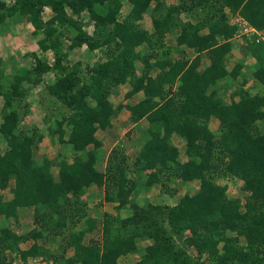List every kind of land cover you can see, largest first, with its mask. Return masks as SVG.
Returning <instances> with one entry per match:
<instances>
[{"label": "trees", "instance_id": "trees-1", "mask_svg": "<svg viewBox=\"0 0 264 264\" xmlns=\"http://www.w3.org/2000/svg\"><path fill=\"white\" fill-rule=\"evenodd\" d=\"M125 1L129 10L120 19L121 0H14L9 6L0 0V24L25 20L31 35L41 36L36 50L50 51L53 57L48 66L33 56V66L15 67L8 77L0 59V191L10 196L5 201L0 196V264H5L4 251L23 259L51 257L42 237L64 230L73 253L64 264H117L119 257L136 252L137 241L146 244L134 264H264V133L252 131L264 121V98L243 90L225 102L219 85L235 81L243 69L242 64L226 68L236 45L230 40L234 28L227 24L225 11L261 30L264 0H177L170 7L161 0ZM151 2L153 32L148 34L136 23ZM191 7H200V13L193 23L180 25L174 42L195 56L171 60L162 42L176 29L173 16ZM43 9L51 13L46 20L41 19ZM83 12L92 23L91 35L78 22ZM63 29L73 33L66 37L67 51L106 47V59L85 72L79 63L64 62ZM238 48L250 57L251 81L264 94V44L244 41ZM203 54L209 64L198 71ZM49 71L54 79L44 91L69 112L48 129L60 148L53 160L34 157L41 136L19 131L16 111V102L25 98L24 86L33 88ZM125 83L130 86L127 97L142 96L123 106L131 123L146 124L139 152L130 167L120 159L100 172L101 143L94 134L109 128L122 108L112 107L107 94ZM211 117L218 122L216 132L209 128ZM172 136L184 140L183 161ZM213 174L240 181L243 202L228 198ZM192 181L197 182L196 193L182 195L172 206L136 200L140 186L167 191L168 182ZM91 187L102 188L105 201L114 204V215L104 213L97 219L85 214L83 196ZM23 208H32L34 227L17 236L1 223L15 220ZM175 235L184 236L194 258L176 245ZM25 241L31 244L20 249Z\"/></svg>", "mask_w": 264, "mask_h": 264}, {"label": "rangeland", "instance_id": "rangeland-1", "mask_svg": "<svg viewBox=\"0 0 264 264\" xmlns=\"http://www.w3.org/2000/svg\"><path fill=\"white\" fill-rule=\"evenodd\" d=\"M3 1L6 6H9L13 3L14 0H1ZM195 1V0H192ZM161 5L164 7L175 6L178 4L177 0H161ZM188 3V0H185ZM190 4V3H189ZM121 11H120V19H122L129 10V5L125 0H121ZM155 3L151 2L148 9L144 11L141 15V20L136 23V26L140 29H143L148 34H151L153 31L151 26L150 15L152 9L154 8ZM188 6V5H187ZM200 7L193 8L191 7L188 11L181 10L179 14H175L173 16V24L176 25V29L173 30L169 35H167L164 39L166 42H162V45L168 50V54L170 51L174 50L175 42L172 35L177 34L178 29L182 23H186L191 20L197 18V13H200ZM187 12V13H186ZM162 13V11H161ZM50 12L48 9H43L41 14V19L46 20L50 17ZM230 13L225 11V16ZM76 18V17H74ZM16 18L10 19L6 21V23L0 24V40L4 37L10 36L11 28L15 30L17 38H27L26 41H31L30 36H26V27H31L25 20L19 19L20 21L17 23L15 22ZM119 19V20H120ZM18 20V19H17ZM78 22L82 24L83 28L87 35L92 34V23L89 22L87 18V14L83 12L78 17ZM191 24V23H190ZM11 27V28H10ZM205 31L203 30V33ZM63 36L61 38L62 46L61 49L63 52H66L67 59L64 62L68 64L79 63L81 66L82 72L87 71L93 64L100 63L106 59V47H102L101 49L89 51L86 49L85 46H81L80 48L73 49L71 51H67L68 41L66 37L71 36L69 30H62ZM18 40V41H17ZM16 42H21L20 45H11L9 46V50H7L8 55H11L9 58L4 59L3 67L5 69L4 74L5 76H9L11 73V69H15V67H19L20 65L28 66L29 64H33V60L39 59L40 61L46 62L48 66L52 63V53L47 51L45 54L42 55H32L27 51L29 47H32L33 44H25L23 39H17ZM28 43V42H27ZM19 44V43H18ZM173 48V50H172ZM164 49V48H163ZM146 48L142 47L141 52L142 54L145 53ZM175 54H177V58H185L190 60L194 56L193 51H181V50H174ZM173 51V52H174ZM34 56V58H33ZM170 57L174 58V55L171 53ZM204 61H207L205 54L201 55L200 64L198 67V71H201L200 65H204ZM235 64H242L243 69L241 70V75L236 78L233 82L223 81L219 85L221 87L220 97L225 102H229L230 96L234 95L235 93H239L245 90L250 96L253 95H262L264 98L263 92L259 91L254 83L251 81V76L249 73V67L251 65V61L249 56L242 51L237 46H233L232 51L230 52L229 61L226 63L227 70H231ZM250 64V65H249ZM140 67H136L135 73H137ZM49 73V74H48ZM54 79V76L51 71L44 73L40 77V82L34 86L33 88H26L25 98L16 102L18 106L16 107V111L19 115L18 119V130L22 133L30 134L35 132L36 134L41 136V141L34 146L33 153L34 157L41 158L47 157L50 160H53L56 154L59 153V145L55 139H51L50 133L48 131L49 128L54 127L55 120H60L69 114V112L59 105V103L50 97L48 94L45 93L44 88L47 83L51 82ZM125 86L118 85L117 87L111 89L107 94V100L110 102L112 107H116L121 105L122 108L118 112L115 118H113L110 122V127L103 130L98 131L94 134V138L96 141L101 143V153H100V163L98 164V169L100 172H105L106 170H110V168L114 167V163L119 162L122 159V163L130 167L137 153L139 152V148L137 147V141L142 139L140 136V131L145 128V123L140 121L137 124H132L129 121L128 112L124 109L123 106L132 105L135 102L139 101L140 95H133L128 96L127 93L130 91V86L128 83H125ZM234 99H237L234 97ZM1 122V117H0ZM215 123L211 120L209 121V127L212 129V132H216L217 127L214 125ZM254 134H263L264 133V121L258 122L254 124L252 129ZM65 138V137H64ZM176 138H180L176 136ZM175 148L179 147L178 139L174 140L172 144ZM4 149V143L0 139V153H2ZM180 160L184 159L183 153L179 152ZM52 174L55 178L56 171L52 169ZM214 175V174H213ZM214 177V181L219 185H224L226 188V195L230 199L239 198L240 202H243L245 199V193L241 190V182L238 180H232L229 178H220ZM216 178V179H215ZM167 191L160 190L159 187L153 186L149 189H143L140 186L136 200L137 201H147L151 204L157 205H168L172 206L176 203L178 198H180L184 194L192 195L197 191V182H189V183H166ZM0 196L3 200L9 199V194L7 191L0 192ZM83 199L86 201L87 207H85L84 212L88 216H95L97 219H100L102 214L108 213L110 215H114L115 212L113 210V203L106 202L103 198V190L102 188H89L84 196ZM125 215V211L121 212V216ZM32 208H23L17 211V217L15 220L6 219L3 220L1 224L4 225L6 229H9L10 232L19 236L28 232L30 229L34 227L32 222ZM82 220H80L81 222ZM69 228H71V224H67ZM74 230V229H73ZM66 231H62L59 235H47L42 237L44 240L42 243L44 244L45 249H49V254L51 257L46 259H51L57 264H64L65 260L72 256V249L67 247L66 240L64 235ZM94 238H97V232L93 235ZM89 239V237L85 238V241ZM183 235H175L173 236L174 242L177 246L185 250L187 255L191 258H194V253L191 252L183 243ZM37 243H40L38 240ZM31 241H25L19 245L20 249H27ZM146 242L137 241L136 243V252L134 254H128L122 257H119L117 260V264H134L140 258V253L143 250ZM5 254H18L17 252H9L4 251L3 256ZM43 257V256H41ZM5 262H6V257ZM45 258V257H44Z\"/></svg>", "mask_w": 264, "mask_h": 264}, {"label": "built area", "instance_id": "built-area-1", "mask_svg": "<svg viewBox=\"0 0 264 264\" xmlns=\"http://www.w3.org/2000/svg\"><path fill=\"white\" fill-rule=\"evenodd\" d=\"M226 19L227 24L234 28L230 40L234 41L237 47H241L244 41L264 44V28L256 30L237 13H230ZM5 257V264H57L53 260L41 256H27L23 259L18 254H5Z\"/></svg>", "mask_w": 264, "mask_h": 264}, {"label": "crops", "instance_id": "crops-1", "mask_svg": "<svg viewBox=\"0 0 264 264\" xmlns=\"http://www.w3.org/2000/svg\"><path fill=\"white\" fill-rule=\"evenodd\" d=\"M50 16H51V14H50ZM194 21L193 20H191V18H190V21H189V23H193ZM3 23H6V22H3ZM2 24V23H1ZM11 28V27H10ZM12 29V31H10V36H8V37H5V35H4V37L2 38V40H0V59H2V60H4V59H6V58H9L11 55H8V53H7V50H9V46H11V45H15L16 43V45H20L21 44V42H16V40L17 39H23L24 41L23 42H25V44H29V43H31V44H33L32 45V47H29L28 49H27V51H30L29 53H32V54H34V55H42V53L41 52H39L38 50H36V46H35V43H36V41L37 40H39L40 38H41V36L40 35H36V36H32L31 35V32H32V28L31 27H26V30H27V32H26V36H30V38H31V41H26V39L28 38H25V37H21V38H17V35H16V33H15V30L13 29V28H11ZM176 33H178V32H176ZM172 34V33H171ZM173 36V38L176 36V34L175 35H172ZM18 41V40H17ZM20 41H22V40H20ZM16 42V43H15ZM28 42V43H27ZM164 42H166L165 41V39H164ZM19 43V44H18ZM174 48V50H181V51H187V53L189 52V51H191V50H188V49H185V48H183V47H177V46H174L173 47ZM173 48H172V50H173ZM173 50V51H174ZM173 51H170V53L168 54V57H169V59H171V60H179L178 58H177V54H175V51L173 52ZM173 54L174 55V58H172V57H170V54ZM45 54V53H44ZM194 56H195V53H194ZM193 56V57H194ZM192 57V58H193ZM185 58H187V56L185 57ZM250 58V57H249ZM191 60V59H190ZM229 61V60H228ZM250 61H251V59H250ZM252 63V62H251ZM200 64V63H199ZM209 63L207 62V61H204V65L202 64V65H200V70H203L207 65H208ZM250 65V64H249ZM28 66H30V64L28 65ZM28 66H23V65H20L19 67H25V68H27ZM31 66H33V64H31ZM251 66V65H250ZM136 67H140L139 66V64H135L134 65V69L136 68ZM140 70V69H139ZM139 73V71L137 72V73H135L136 75ZM49 74V73H48ZM53 81V79L51 80V82ZM51 82H49V83H51ZM48 84V83H47ZM126 84H123L122 86H125ZM140 95V97L138 98L139 99V101L141 100V98H142V96H141V94L140 93H137V94H134V95ZM133 96V95H132ZM135 103H137V102H135ZM134 103V104H135ZM133 105V104H132ZM128 106H130V105H128ZM0 107H1V98H0ZM128 117H129V115H127ZM212 121V122H214L215 124L214 125H216V127L218 126V122H217V120L215 119V118H213V117H211L210 119H209V121ZM143 122V121H142ZM1 123V122H0ZM139 123V122H138ZM144 123V122H143ZM133 124V123H132ZM137 124V123H136ZM209 124V123H208ZM146 126V125H145ZM210 128V127H209ZM211 131H212V129H211ZM176 139H178V141H179V147H176V149L178 150V152H180V150H181V152L183 153V151H184V140L182 139V138H176V136H172L171 137V143L173 144V142H174V140H176ZM141 144V139L140 140H138L137 141V147L139 148V145ZM184 160V159H183ZM183 160H181V161H183ZM192 182H195V181H192ZM4 191H6V190H4ZM0 192H3V191H0ZM10 198V197H9ZM8 200V199H7ZM5 201V200H4ZM113 206H114V204H113Z\"/></svg>", "mask_w": 264, "mask_h": 264}]
</instances>
